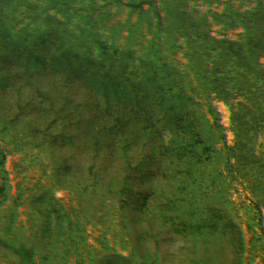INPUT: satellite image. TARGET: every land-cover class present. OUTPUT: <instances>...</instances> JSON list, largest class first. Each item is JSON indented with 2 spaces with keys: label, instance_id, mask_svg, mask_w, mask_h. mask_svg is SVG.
I'll list each match as a JSON object with an SVG mask.
<instances>
[{
  "label": "trees",
  "instance_id": "obj_1",
  "mask_svg": "<svg viewBox=\"0 0 264 264\" xmlns=\"http://www.w3.org/2000/svg\"><path fill=\"white\" fill-rule=\"evenodd\" d=\"M259 98L264 0H0V264H264Z\"/></svg>",
  "mask_w": 264,
  "mask_h": 264
},
{
  "label": "rangeland",
  "instance_id": "obj_2",
  "mask_svg": "<svg viewBox=\"0 0 264 264\" xmlns=\"http://www.w3.org/2000/svg\"><path fill=\"white\" fill-rule=\"evenodd\" d=\"M227 67L226 70L224 72V77L226 78V81L224 82V91H225V95L228 98V103L226 104V107L224 109L225 114H228V118L229 120V124H228V128L223 126V130L225 131L224 135V140H225V152H228L226 150H232L231 144H232V136L234 134V132L239 128H242L241 126L244 125L245 123L248 124V122H246L247 118L249 117L250 114H254L256 113V111H250L253 110L252 109V105L250 103L247 102L246 98H245V87H246V73L248 70H253V71H258V62L252 61L250 62V64H248L245 59H241V58H233L231 56L227 57ZM210 64H208L206 67L209 68V71H207V79L205 81H202V87L205 88L207 87V89H202V90H197L193 95H195L196 99L195 102L197 105V101H199L202 98H207L208 93L211 89H214L215 87H217V89L222 86L221 84H218L217 79L215 78V75L213 74V72L216 73L217 70V65H212L211 62H209ZM197 66V65H196ZM193 64H190L188 68V71H192L193 72L198 70V66L196 67ZM259 72V71H258ZM198 73H201L198 72ZM198 73L196 75H194V82H195V88H197L196 86H198ZM259 77V76H258ZM192 80V79H191ZM253 89H255V87H253ZM260 96V95H258ZM197 97H199L197 99ZM249 99V98H247ZM258 102L256 107L261 106L262 104H264L263 99L259 98L257 101ZM203 106H204V102H203ZM250 107V109H249ZM258 110V108L256 109ZM195 112L197 113H201L203 112V110L201 109H197V106L195 108ZM232 121H236L237 126L233 129V134H231V130H232ZM244 122V123H243ZM137 144V143H136ZM259 143H255L254 146L258 145ZM246 145V143H245ZM228 146V149H227ZM137 147V146H136ZM139 149V148H138ZM237 149V150H236ZM144 148L141 149V151H143ZM244 150V146L242 144L238 145L237 148H234V150L232 152L238 153L237 156L240 157H244L245 154ZM13 202H14V206L16 204V198L13 197ZM13 205V204H12ZM7 208L8 205H6ZM15 209L18 210V206L15 207ZM15 244V242H14ZM31 247V246H29ZM7 253L10 251V249L5 248ZM10 254V253H9ZM10 257V256H9ZM18 262V260H17ZM54 261H52L51 263H53ZM57 264H67V262L63 261L62 259H59Z\"/></svg>",
  "mask_w": 264,
  "mask_h": 264
}]
</instances>
